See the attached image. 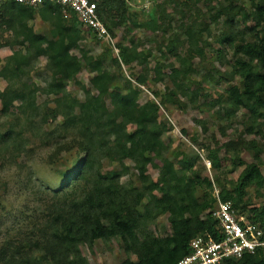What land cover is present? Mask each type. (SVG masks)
Segmentation results:
<instances>
[{
    "label": "trees",
    "instance_id": "obj_1",
    "mask_svg": "<svg viewBox=\"0 0 264 264\" xmlns=\"http://www.w3.org/2000/svg\"><path fill=\"white\" fill-rule=\"evenodd\" d=\"M199 0H161L156 11L152 10L145 22L153 30L161 31L158 47L159 58L152 68L155 82L168 80L171 88L160 95L152 91L159 102L148 100L136 107L133 94L145 86L149 69L142 68V74L133 84L123 79L116 85V74L112 68L128 69L141 53L131 51L127 46L116 44L117 55L106 48L99 55L89 58L87 68L94 75L90 80L91 89L81 85L76 76L82 67L81 60L71 51L80 46L86 35L94 33L79 18L70 12L64 16L60 5L45 2L38 10L23 6L11 0L0 4V47H17L0 61V78L9 82L0 91L1 114L12 116L16 101L24 99L23 90H17L12 82L29 75L31 66L45 57L49 80L43 92L50 96L64 95L65 84L73 82L80 86L83 99L72 98L60 111L62 127L74 128L75 136L70 141L56 145V151L69 152L76 147L84 151V158L75 174L66 173V187L74 180H85L88 187L74 199L54 201L47 208L40 223L36 222L28 233L19 239L7 237L0 243V264H88L81 255L79 245L91 247L98 240L120 239L128 256L119 264H176L189 252L191 240L209 236L213 241L223 238L217 228L211 211L216 204L212 195L214 185L220 201H230L241 212H247L248 219L258 223L264 231V204L249 208L245 202L246 189L255 188L256 196L264 198V174L261 158L254 140L244 141L245 134L258 135L264 140V0H221L212 5L206 0V13L198 8ZM246 1L251 9L245 7ZM97 14L104 23L111 38H115L113 28L125 24L129 19L125 0H96ZM166 3L181 7L179 30L168 32L162 17ZM38 16L49 27V34L36 33L29 24ZM114 18V20H112ZM224 18L230 25L240 21L252 22L245 26L247 33L234 38L232 30L221 34V43L228 44L234 51V61L230 73L214 71L206 66L203 36L208 32V24ZM108 19L110 24H105ZM134 20H132L133 22ZM10 34V35H9ZM183 35V38H180ZM86 53V51H83ZM83 53V56H86ZM151 54L148 51L144 58ZM109 56V58H108ZM175 62H168V58ZM198 59V64L194 60ZM213 70V72H212ZM168 71V73H165ZM197 71H202L201 81L193 79ZM215 74L229 75L238 80L230 86L226 96H219L211 106L220 105L218 115L230 118L240 110L245 111L243 128L238 141H228L209 150L208 158L214 170L220 168L219 152L251 151L252 162L244 165L236 180L212 181L201 175L196 168V158H190L180 150L167 156L168 146L163 135L169 130L165 121L159 120L161 108L167 104L183 110L187 104L196 106L200 94L192 86L198 85L204 97L202 84L214 81ZM184 98V100L181 99ZM24 109V110H23ZM18 116L12 117L5 130L0 133V144L12 154H18L25 129H30L34 119L46 125L56 119V113L47 105L37 107L32 104L20 109ZM202 131L207 132L205 122H199ZM131 127V128H129ZM222 134L225 130L219 128ZM195 140V139H193ZM117 162L119 171L94 169L97 160ZM132 163L133 177L123 184V176L130 175L124 161ZM158 161L160 165H156ZM148 165L158 169V177L153 180L147 173ZM178 166V167H176ZM73 174V175H72ZM197 189L204 198L196 196ZM147 199L143 211L138 207ZM167 214L170 233L156 236L147 230V225L161 215ZM34 230V231H33ZM134 256L135 260H131ZM221 264H264V250L246 253L239 259H225Z\"/></svg>",
    "mask_w": 264,
    "mask_h": 264
},
{
    "label": "rangeland",
    "instance_id": "obj_2",
    "mask_svg": "<svg viewBox=\"0 0 264 264\" xmlns=\"http://www.w3.org/2000/svg\"><path fill=\"white\" fill-rule=\"evenodd\" d=\"M128 5L129 19L125 24L113 28L115 38L113 46L99 39L95 33L86 35L85 40L80 46L73 49L71 53L77 56L82 67L78 72L76 79L87 89H91L90 80L93 73L87 68L89 58L99 55L104 49L109 48L113 51L114 56L117 55L118 49L116 44L127 46L131 51L141 53L138 61L144 60V64L134 61L132 68L128 69L121 65L120 69L112 68L116 74V85L121 86L123 79L130 80L133 84L136 77L142 74V68L149 69L147 74V82L145 86H140L141 91L132 96L136 107L142 105L148 100L155 99L152 91L158 92L160 95L166 93V88H171L168 80L162 82L154 81L152 68L155 61L159 58L158 47L161 40V31L153 30L148 27L145 22L149 20L148 14L158 9L157 5L161 0H125ZM217 1L212 0V5ZM206 0L198 1V8L206 13ZM245 7L251 9V4L246 1ZM165 15L162 17L164 27L168 32H176L179 30L180 10L181 7L166 3L164 6ZM69 16V13L66 14ZM114 20V18H112ZM132 20H134L132 22ZM105 24H110L106 19ZM245 26L252 27V22H239L230 25L224 18H220L217 23L208 24V32L203 36L207 46L205 49L206 66L214 71L221 73H230L231 66L234 61V51L228 44H222L221 34L225 31L232 30L233 37L239 38L246 34ZM35 31L44 35L49 34V27L44 24L33 23ZM10 35V34H9ZM183 38V35H180ZM0 50V61L11 55L13 50ZM83 51H86L84 53ZM150 51L147 59L145 54ZM83 53L86 56H83ZM109 58V56H108ZM168 62H175L172 58H168ZM198 59L194 60V64H198ZM213 72V70H212ZM168 73V71H165ZM202 71H197L193 79L197 82L201 81ZM214 73V72H213ZM49 71L47 60L45 57L38 59L37 63L31 66L29 75L12 82L11 84L17 90H23L24 99L16 101L11 109L12 116H4L0 112V133L8 126L9 121L14 116H18L20 109L31 106L37 107L47 105V107L56 113V119L44 125L39 122L38 118L34 119V124L30 129H25L22 140L17 143L21 146L18 154L7 150L0 144V243L7 237H21L23 233H28L34 227L36 222L41 221L47 208L54 201L61 200L66 196L68 199H74L88 187L85 180H74L70 186L66 187V179L63 175L66 173L75 174L77 167L84 158V151L78 150L76 147L66 152L65 150L56 151V145L64 141H70L75 136L74 128L62 127V118L60 116L61 108L72 98L83 99V92L80 86L67 82L65 84V94L60 96L46 95L43 89L49 80ZM10 84L0 78V91ZM238 84L237 79L231 78L229 75L219 76L215 74L214 81L207 80L202 84L204 93L198 90V85L192 86L199 92L200 97L196 106L187 104L186 108L181 110L175 105L167 104L166 107L160 109L159 120L165 121L169 128L168 132L163 135V141L168 146L167 156L171 157L172 152L180 150L187 154L190 158L198 160L195 167L201 168V175L207 177L211 181L218 177L221 182L226 183L227 180H236L244 164L252 162V152L239 150L238 152H219L221 160L220 168L214 170L211 162L210 166L206 164L210 161L208 158L209 150L217 147L216 143L222 144L228 141H238L243 128V120L245 111L240 110L230 118L218 115L220 105L211 106L219 96H226V91L230 86ZM184 100L183 97H181ZM1 110V105H0ZM24 110V109H23ZM222 113L221 110H219ZM199 122H205L207 132H203ZM131 128V127H129ZM225 130L224 134L219 130ZM195 139V140H193ZM242 139L244 141L254 140L257 143V152L261 158V169L264 174V140L258 135L245 134ZM94 169H100L102 172L107 170L119 171L120 165L117 162H109L106 159H100L94 162ZM156 165H160L155 161ZM124 165L129 167V176H123L121 181L126 184L131 180L134 186L139 187L137 179L133 177L132 163L129 160L124 161ZM178 167V166H176ZM146 173L156 180L158 177V169L156 166L148 165ZM72 174V175H73ZM218 193L216 185L212 195L215 197ZM196 196L201 200L204 193L197 189ZM147 199H144L138 207L139 211H143ZM245 202L249 208L261 207L264 204V198L256 196L255 188L246 189ZM147 230L152 231L156 236H165L170 233V225L167 220V214L161 215L153 222L147 225ZM34 231V230H33ZM79 249L81 255L87 259L88 264H119L128 256L123 250V243L120 239H111L109 241L98 240L91 247L86 244H80ZM131 260H135L134 256H130Z\"/></svg>",
    "mask_w": 264,
    "mask_h": 264
},
{
    "label": "built area",
    "instance_id": "obj_3",
    "mask_svg": "<svg viewBox=\"0 0 264 264\" xmlns=\"http://www.w3.org/2000/svg\"><path fill=\"white\" fill-rule=\"evenodd\" d=\"M6 1L9 0H0L2 3ZM11 1L34 10L45 2L56 3L62 7L64 14L73 12L99 39L113 46V39L97 14L96 0ZM206 164L210 166V161ZM217 195L218 193L215 196L216 204L211 211V217L216 221L223 238L220 241H213L207 236L206 239L197 237L191 240L190 252L176 264H221L225 259H239L246 253H254L257 249L264 250V231L259 224L251 222L246 211L236 209L230 201H220Z\"/></svg>",
    "mask_w": 264,
    "mask_h": 264
},
{
    "label": "crops",
    "instance_id": "obj_4",
    "mask_svg": "<svg viewBox=\"0 0 264 264\" xmlns=\"http://www.w3.org/2000/svg\"><path fill=\"white\" fill-rule=\"evenodd\" d=\"M2 2H0V4H1ZM39 9V8H38ZM38 9H36V10H38ZM64 16H65V18L66 19H69V17H70V13H69V16H67L66 14H64ZM39 23V24H44L41 20H40V18L38 17V16H36L35 17V19L34 20H32V21H30L29 22V24L30 25H32L33 26V23ZM33 29H34V27H33ZM34 31H35V29H34ZM36 33H40V32H37V31H35ZM42 34V33H41ZM13 48H17V47H13ZM13 48H10V47H0V50H4V49H9V50H11V49H13ZM18 49V48H17ZM16 49V50H17ZM14 51V50H13Z\"/></svg>",
    "mask_w": 264,
    "mask_h": 264
}]
</instances>
